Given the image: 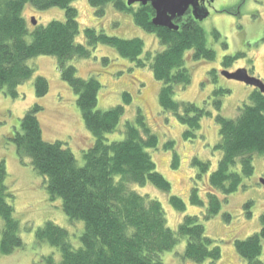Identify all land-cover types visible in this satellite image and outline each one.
I'll list each match as a JSON object with an SVG mask.
<instances>
[{
  "label": "trees",
  "instance_id": "16d2710c",
  "mask_svg": "<svg viewBox=\"0 0 264 264\" xmlns=\"http://www.w3.org/2000/svg\"><path fill=\"white\" fill-rule=\"evenodd\" d=\"M76 0H0V92L15 100L20 97L19 87L31 79L36 71L29 65L35 57L51 56L57 59L61 79L76 95L77 107L81 111L86 129L94 137L93 147L83 152V166L77 164L72 149L60 142L44 139L39 114L44 110L40 104L30 107L20 121V128L9 140L16 146L17 156L25 163L30 160L36 173L45 178V188L51 201L61 200L62 209L71 222H82L84 232L80 236L81 246L74 248L70 232L54 221H47L36 230L39 243H48L61 252V260L53 256L45 258L48 264H164L161 255L172 251L181 240L186 239L183 256L192 262L216 264L222 258V249L206 234L205 225L197 215H186L175 231L169 227L163 204L148 195L132 189L153 185L170 193L171 183L166 180L149 150H157L160 140L151 130L147 119L139 109L133 121L124 124V139L108 141L123 121L125 103H131L129 94L124 95L123 105L108 110H98V96L102 84L95 76L78 77L71 61L91 58L99 45H110L118 56L128 60L139 69H150L155 79L162 83L159 104L163 111L172 114L187 128L183 138L198 139L204 119L213 117L207 107L195 103L179 102L175 99L176 87L186 88L192 74L186 64L187 52H192L196 61H214L216 52L208 45L206 31L201 22L187 13L174 21L178 30L155 26L151 4L128 6L127 0H88L96 18L106 17L108 6L117 12L133 14V21L145 32L154 34L163 51L145 53L142 38L124 39L107 35L102 30L87 27L85 41L79 43L81 32ZM26 6L39 11L59 7L64 11L65 21L55 20L29 28L24 16ZM215 40L221 38L213 31ZM29 37V39H28ZM224 47L227 44L224 43ZM245 54L223 59V67L230 68ZM103 63H110L104 58ZM252 75L253 72H250ZM214 84L218 83L216 70L209 72ZM50 82L43 76L35 79V92L42 98L50 92ZM231 90L215 88L211 105L216 111L220 140L212 148L221 153L216 169L211 170L210 161L197 157L191 160L198 170L196 183L208 176L207 201L201 198L198 184L191 188L190 203L205 208L203 219L210 221L221 213L228 197L245 188V181L255 173L254 155L264 157V93L253 88L248 102H243L236 118H227L220 112L224 98ZM175 141H169L165 150L174 149ZM176 152L173 167L179 166ZM8 168L0 162V220L3 222L0 240V259L10 256L24 246L20 236L21 223L16 218L12 203L13 194L7 186ZM170 204L178 212L186 211V203L171 195ZM253 202L245 207L250 209ZM251 215V211H249ZM228 218L231 216L227 215ZM261 230L247 239H236V253L244 264H264L262 261L264 241V215Z\"/></svg>",
  "mask_w": 264,
  "mask_h": 264
},
{
  "label": "rangeland",
  "instance_id": "374dc122",
  "mask_svg": "<svg viewBox=\"0 0 264 264\" xmlns=\"http://www.w3.org/2000/svg\"><path fill=\"white\" fill-rule=\"evenodd\" d=\"M73 7L78 9L81 32L78 42L85 41L84 30L94 27L107 35L124 39L142 38L145 44V54L163 51L157 37L145 32L133 21V14L117 12L110 5L106 17L96 18L94 10L88 0H76ZM210 15L201 22L207 34L208 45L216 52L214 61H196L192 59V52H187L186 64L192 74V81L186 88L178 86L175 99L179 102H193L197 106L207 107L212 116L204 119L202 129L196 140H185L184 131L187 129L177 118L165 113L159 104V92L162 83L155 79L150 69H139L128 60L118 56L114 47L99 45L93 51L91 58L71 61L77 69L78 77L89 78L95 76L102 84L98 96V110H108L113 106L123 105L124 95L129 94L131 103H125L126 113L116 132L108 135V141L124 139V124L133 121L139 109L147 119L151 130L160 140L157 150H149L161 172L171 183L170 193L157 189L151 184L142 187L132 185V189L142 195H150L163 204L167 223L170 228L177 230L186 215H197L205 225L206 234L216 241L222 249V258L216 264H244L243 259L236 253L235 240H244L261 230L260 218L264 215V189L261 180L264 179V157L254 155V175L245 181V188L239 189L224 202L221 213L210 221L203 219L205 208L201 209L190 203L191 188L198 184L201 198L206 202L208 193V176L196 183L198 170L191 164V159L197 157L210 161L211 170L216 169L221 153L213 150L219 142V126L216 124V111L211 105V94L220 86L230 89L229 96L224 98L221 114L227 118H236L243 102H248L253 87L243 82L227 79L223 71L236 72L246 69L253 72L256 78L264 82V0H215L206 7ZM24 16L33 29V19L40 25L51 21H65L64 11L59 7L39 11L26 6ZM218 30L221 38L215 40L213 31ZM29 39V37H28ZM224 43L227 47H224ZM239 52L245 57L237 60L230 68L223 67V59L235 56ZM109 58L110 63H103ZM29 65L36 74L19 87L20 97L13 100L0 92V162H6L8 168L7 186L13 194L12 203L16 211V218L21 223L20 236L24 246L10 256H2L0 264H48L45 258L53 256L54 260H61V252L48 243L36 241V230L47 221H54L60 227L70 232L73 247L81 246L80 236L84 232L82 222H71L62 209V201H51L45 188V178L39 176L31 166L30 160L25 163L17 156L16 146L9 140L17 129L27 110L40 104L44 110L39 114L44 139L47 142H62L72 149L77 164L83 166V152L93 147L94 137L88 132L78 110L76 95L60 76L57 69V59L51 56L35 57ZM216 70L219 74L217 85L210 78L209 72ZM43 76L50 82L47 96L39 98L35 92V79ZM175 141L174 149L165 150L169 141ZM177 153L179 166L173 167V155ZM171 195L182 198L186 203V211L178 212L169 199ZM253 202L250 209L245 207ZM251 211V215H249ZM227 215L231 216L228 218ZM3 222L0 220V240ZM264 242V241H263ZM1 245V244H0ZM186 239L161 255L164 264H198L185 259ZM261 259L264 261V243ZM204 264H212L206 261Z\"/></svg>",
  "mask_w": 264,
  "mask_h": 264
},
{
  "label": "water",
  "instance_id": "95a60500",
  "mask_svg": "<svg viewBox=\"0 0 264 264\" xmlns=\"http://www.w3.org/2000/svg\"><path fill=\"white\" fill-rule=\"evenodd\" d=\"M128 6L136 4H151L156 11L153 22L157 27H164L169 30H178L179 25L174 21L176 18H183L187 13H191L193 18L203 22L210 15L209 10L200 5L201 0H127ZM36 25V19H33ZM223 75L229 80L243 82L264 93V82L255 76H252L246 69H239L236 72L223 71ZM264 189V179L261 180Z\"/></svg>",
  "mask_w": 264,
  "mask_h": 264
},
{
  "label": "flooded vegetation",
  "instance_id": "af4514ba",
  "mask_svg": "<svg viewBox=\"0 0 264 264\" xmlns=\"http://www.w3.org/2000/svg\"><path fill=\"white\" fill-rule=\"evenodd\" d=\"M215 0H201V2H200V5L202 6V7H207V6H210V5H212V3L214 2ZM190 13V12H189Z\"/></svg>",
  "mask_w": 264,
  "mask_h": 264
}]
</instances>
